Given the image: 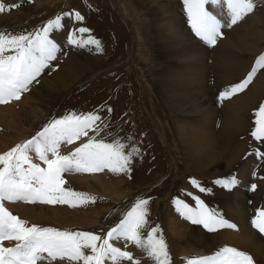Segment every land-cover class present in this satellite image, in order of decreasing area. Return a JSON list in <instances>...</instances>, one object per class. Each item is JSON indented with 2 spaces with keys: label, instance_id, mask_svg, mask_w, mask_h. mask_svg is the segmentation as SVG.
I'll use <instances>...</instances> for the list:
<instances>
[{
  "label": "rangeland",
  "instance_id": "rangeland-1",
  "mask_svg": "<svg viewBox=\"0 0 264 264\" xmlns=\"http://www.w3.org/2000/svg\"><path fill=\"white\" fill-rule=\"evenodd\" d=\"M170 1L171 0H169V2ZM120 2V0H84L81 2L84 5V8L72 6V2H70L69 0H15V2L12 3L4 2L6 5L20 3L21 6L20 8L8 11V13H4L5 15H9L10 13V15L9 17H6L4 22L0 23V32L3 31V26L7 21L10 22L8 32H16V34H19L21 32L31 33L34 31H39L47 24L49 20L55 19L56 16L62 15L63 13L67 12H79L84 17V19L82 22H77L74 19L70 18H65L62 21V23L64 24L63 29L51 33V38L54 39L60 46V51L56 54L58 55L57 58L49 62V66L45 68L37 77L38 82L34 81L29 86V90L21 94V98L19 100H12L7 104H0V106H8V104L14 105L15 110L18 114L16 119H11L6 123L0 122V138L10 139V137L3 133V129L8 127V124H12L13 122L23 118L24 112L20 110L22 109V104L20 103V101L22 102L23 100H25L27 98L26 96H29L30 92L35 87H37L45 79V77H48L47 79H49L51 76L54 77L52 72L54 70L55 72H58L61 65L65 64L67 60L71 58L74 59L77 56V58H81L83 60L95 59L97 64L73 85L67 86L64 91L60 90L62 91V94L56 99L54 105L49 106L44 111V115L29 127V131H27V137L13 142V145L11 146H6L4 150L0 151V154L9 151L16 144L32 139L38 132L43 130V128L49 123V121L53 119H59L65 114L71 113L67 107L72 109V106H75L78 112H90L94 109L99 108L101 105H107L108 107H111V114L103 112L101 113V115L105 117V120L109 123V125H111L113 121L116 122L114 126L117 127V129H121L122 124H120L119 122H122V118L124 116H127L129 123L128 127H136L139 125L142 128L149 130L148 126L154 123L158 126L155 127V132L158 136L161 137V133L163 134L164 131L163 129H159L160 127L162 128L163 126H165V124L167 123L166 125L169 128V132L171 131L172 137L174 138L175 142L177 141L175 145H177L178 149V140L173 130L170 118L168 119V110H166L161 98H159L160 96L157 94L155 86H153L154 76L152 74L154 72H152V70L154 69H152V65H155L158 62L155 59V56H153L152 54L150 55V53H152V47H150L149 43L144 37V34L142 33V25L150 21L147 17L149 16V14H147L144 18L139 17L140 12H137L135 9L129 11L127 10L126 6L122 5V3L120 4ZM209 7L210 10L217 16V18L221 20L222 24H227L229 20V10L226 5H224L223 7L211 5ZM172 8L176 10L175 13ZM163 10L166 12L164 15L168 16L169 20L174 21L176 27L178 18L182 20V24L184 23L183 25H185L187 30L189 31L188 33L192 35V38L188 41L189 46L195 48L196 50L200 48L206 50V52H204L205 55H202V59L210 70L203 71L200 74L194 73L192 78L196 79L194 84L198 83L205 90H210V94L212 95H210L209 97L207 96V99H209L208 101H214L215 106L220 111V114H222V116L220 115L219 119H217V126H219L221 124L223 115H226L227 113V111L225 110L228 108V106L232 107V104L237 101L238 96L251 92L254 88L260 85L261 78H264V70H261L243 91H240L237 94L233 95L230 99L220 100V92L223 91L226 87H229V84L222 81L225 76H227L228 78L230 76L227 74V71L224 68V64L231 60L235 62L236 67L239 68L241 63L235 58L225 57L222 53H219V41L223 37H226V32L231 33L232 30L234 28H237L240 24H246L251 20H254L257 16L253 14V12H258L259 8L255 7V11H252L248 15L244 16L246 20L243 18L242 20L238 21L239 23H236L231 27H222V36L217 38L216 44L214 46L207 45L198 36H196L189 22V17L185 10L183 0H173L170 6L166 5V8ZM39 22H41V24ZM163 23L165 24V21H163ZM79 27H86L91 30L90 35L101 42L102 51L97 50L94 45H89L88 47L84 48H78L68 44L67 36L70 29ZM260 27L262 28V24L260 25ZM84 35L85 37H87L89 34L86 33ZM198 52L199 54L203 53L200 51ZM261 53H264V48ZM260 54L256 55V57L254 58L251 57L252 61L249 70L243 75L239 76L236 80L231 81L230 84L235 85L240 83L247 76L248 72L253 66L255 59ZM69 55L71 58L69 57ZM147 63L151 64L149 65ZM119 77H121L122 79L117 80L119 82L118 86H113L112 89L107 88L108 83ZM49 81L51 82L50 86H48L47 84H45V87L42 86V92L46 94L59 93L60 91L53 90L61 89L60 80L49 79ZM138 82H140L141 85H139ZM121 83H123V85ZM146 88L149 92L150 90H152V96L154 95L155 98V100H153L156 101L154 104H152L150 99L149 102H146V105L143 104L142 99L148 95L146 93ZM136 89L137 94H135ZM199 91L200 89H198L196 92ZM85 94H87L89 97L91 96L92 99L89 100L86 96L81 98V96ZM261 96L251 109L245 111V114L248 113L249 121V125L247 124L248 128L246 129L247 132L243 135H236L233 138V141H239L245 144V146L243 145L244 152L241 154V157L238 160L237 164L232 166L229 170L217 174L213 179H211V183H204L203 186H209L208 189H211V193L200 192V195H198L203 200L204 195H215L216 188H221L227 195L226 198L223 195L220 196V205L218 206L220 209L217 212L220 213L224 219L235 224L238 229L237 231L242 230L243 227L239 219L231 216L227 205H229L231 208H241V205L246 204V207L248 206V212L251 214V220L256 215L258 209L264 208V186L259 184V182L257 181L259 177H261V179H264V161L257 159L252 154L258 147L261 149V151H264V143L255 141L251 136V132L255 127V120L257 118L256 110L262 103H264V92L261 94ZM79 100L82 101L79 105H73V103ZM138 101H140L141 107L137 105ZM88 104V108L83 107L84 105L86 106ZM148 104L150 105V108L152 106H155L157 112H160L159 116H156V114L152 112L154 108H148L151 112H147L148 110H144L146 106L148 107ZM26 105H33V102L27 103ZM151 116L153 117V119H155L153 120V123L150 119ZM32 119L33 118L30 116L27 119L21 120L19 123L24 124L25 126H29L27 125V123ZM114 119H116V121ZM107 131L110 133V135L107 136L108 141H110L114 137H118L119 135V133H113L110 127ZM145 131L146 130H143V132L141 131L144 139L148 136L146 135L147 131ZM101 135H104V133H101ZM164 137H162V140L165 142L166 139ZM86 140L87 138L84 137L81 140L76 141L72 145H62L60 151L62 154H67L68 152L74 150L75 147H78L81 143L86 142ZM167 154L170 156V158H172L171 166H175L173 172H171L172 169H168V176L172 175V178L171 180H166L167 177H163L162 180L160 179L159 183L163 185H158L156 188H154V192L152 190L149 191V188H146L145 184L138 186V179L136 174H133L132 176L130 173V177L128 180L126 178V174H113L108 169H104L103 171H100L104 174L103 177L108 180L114 179L116 181L118 186V192L116 194L120 195H113L112 193H110V195L108 196L107 192H102L99 189L89 188V174L99 175V172L72 175L65 174V188H70L76 192L88 193L91 196L97 198L95 202H90L75 208L70 207L66 204L46 205L43 203H36L32 204L31 210L26 213V215L22 213L23 210H20L21 207L20 209L18 208L17 211H14L16 209L13 208L12 205H7V202H5V207H7L14 215L19 216L21 219L27 220L30 224H37L42 227H54L61 230H82L103 235L106 234L117 223H119L124 213L132 207V205L138 198L150 199L152 196L156 195V192L160 191L162 187H165L167 189L165 192H160L159 195H156L160 197L158 208L159 217L157 216L158 221L154 222L153 226H158V228L162 231V235L167 243L168 251L171 255L172 264H182V260L185 255L187 256V258L202 257L211 255L216 250L224 246L235 248L236 246L234 245L231 246L230 244L219 241H215L210 248H203L202 246L199 248H190L185 243H181L178 245L175 242L177 238L173 236L169 225V222L172 219L178 221L180 223V226H183L181 224H185L190 226L192 229H197L198 231H200L199 233H204L203 235L207 237L208 240H210L212 236L220 235L225 231H229L232 229L224 228L216 232H208L203 228L202 225H193L189 220L181 216V214L176 210L173 201L176 199H180L185 201L190 206H195V201L191 196H189L188 198V195H186V193H192L193 195H195V192L199 191L194 187L193 188L195 189V191H193L192 185L190 184V178L196 179V175L193 173L192 175L188 174V172H186L185 170L183 164L184 162L182 160L176 161V155L174 153H172L173 156L171 157V152L168 150ZM208 172L211 173V171ZM246 174L249 176L252 174V177L254 178L249 182L247 180ZM233 175L237 177V179L239 180V184L231 190H226L213 183L217 179H223ZM114 176H117L118 178L116 179L114 178ZM70 178H73V180L70 181ZM252 184H256L257 187L255 190H251ZM140 188H142L143 190H141ZM154 198L155 197L150 199V204H152V200ZM223 203L225 205H223ZM210 209L215 210L216 208ZM251 220L248 223V227L251 230L257 232L260 237L263 236L262 238L264 239V234H261L252 226ZM232 231L236 232V230ZM184 238H181V240L184 241ZM114 243L116 244V246L132 252L134 258L138 259L140 261V264H153V261L147 258L145 254L142 251L138 250L134 245L129 243L127 248L125 249L123 241L121 242L120 246L117 244V242ZM5 245L12 246L7 241L5 242ZM181 252L184 253V255ZM253 260L255 264H263L260 261L257 262L254 257ZM54 264H63V262L57 261L54 262ZM106 264H109V262L106 261Z\"/></svg>",
  "mask_w": 264,
  "mask_h": 264
},
{
  "label": "snow or ice",
  "instance_id": "snow-or-ice-1",
  "mask_svg": "<svg viewBox=\"0 0 264 264\" xmlns=\"http://www.w3.org/2000/svg\"><path fill=\"white\" fill-rule=\"evenodd\" d=\"M189 22L196 36L209 46L216 44L222 36V27H231L251 13L256 5L254 0H183ZM211 5L229 10L227 24L210 10ZM20 3L6 5L0 0V14L19 8ZM65 18L82 22L79 12H67L49 20L39 31L31 33L0 32V104L19 100L21 94L37 81L49 62L57 58L60 46L51 38V33L62 30ZM86 27L70 29L69 45L84 48L94 45L102 51L101 42L90 35ZM89 34L85 37L84 34ZM264 70V53L254 61L247 76L238 84L226 87L219 99H230L243 91L258 72ZM38 82V81H37ZM111 114L107 105L90 112H71L59 119H53L32 139L16 144L9 151L0 154V264H140L133 253L116 246L123 241L142 251L153 264H172L167 243L158 226L148 221L149 199L138 198L114 227L106 234L82 230L58 229L30 224L14 215L8 203H43L46 205H69L78 207L94 203L97 199L88 193L65 188V174L95 173L108 169L113 174L131 173V164L140 149L126 141L132 137H114L110 141L107 131L110 127L101 113ZM255 127L251 136L264 143V103L256 110ZM91 133V135H90ZM104 133V135H101ZM86 137L74 150L62 154L61 146H69ZM264 161V151L258 147L252 153ZM38 161V162H37ZM214 184L231 190L239 184L235 175L217 179ZM190 184L201 193H211L195 178ZM251 185V190L256 189ZM195 201L190 206L185 201H173L181 216L193 225H202L208 232L220 229L238 230L237 226L218 213L209 210L204 201L192 193H186ZM252 226L264 234V208L258 209L251 220ZM12 246H6L5 242ZM185 264H255L253 257L234 247L224 246L213 254L185 258Z\"/></svg>",
  "mask_w": 264,
  "mask_h": 264
},
{
  "label": "bare ground",
  "instance_id": "bare-ground-1",
  "mask_svg": "<svg viewBox=\"0 0 264 264\" xmlns=\"http://www.w3.org/2000/svg\"><path fill=\"white\" fill-rule=\"evenodd\" d=\"M69 1L72 2V6L74 7L84 8V5L81 3L84 0ZM120 1V4L122 3V5L126 6L127 10L132 11L135 9L137 12H140L139 17L144 18L147 14H149L147 17L150 21L142 25V33L144 34V37L150 47H152V53H150V55L152 54L155 56V59L158 62L157 64L152 65V69L154 70L149 67L152 72H154L152 74L154 76L153 86H155L157 94L160 96L159 98H161L166 110H168V119L170 118L173 130L178 140L177 149V145H175L177 141L175 142L171 135V131L169 132V128L166 125L167 123L162 128L160 127L159 130L163 129L164 133L162 134L160 132L161 137L158 136L155 132V127L158 126L153 123V120L155 119H153L152 116L150 119L153 124L148 126L149 130L144 129L139 125L136 127H128L129 123L127 116H124L122 118V122H119L122 124L121 129H117V127L114 126L116 122L113 121L110 125L112 132H116L117 134L119 133L118 138L123 139L132 137V139H129L126 142L129 145L135 144L140 149L141 154L136 156L132 161L131 175H137L138 186L145 184L146 188H149V191L152 190L154 192L155 190L153 189L158 185H161L159 183L160 179L162 180L163 177H167L166 180H171L172 178L170 173V176H168V169H172L171 172H173L175 166H171L172 158H170L167 154V151L169 150L171 152V157L173 156L172 153H174L176 155V161L182 160L184 162L183 164L188 174H195L196 180L201 182L202 185H204V183H211V179H213L217 174L227 171L232 166L237 164L241 154L244 152L243 147L245 144L239 141L235 142L233 141V138L236 135H243L247 132L246 129L248 128L247 124L249 125V121L248 113L245 114V111L251 109L264 92V78H261L260 85L254 88L251 92L238 96L237 101L232 104V107L228 106L227 109L225 108L226 110L224 109L227 113L226 115H223L221 124L217 126V119H219L222 114H220V111L215 106L214 101H208L209 99L207 98L212 95L210 94V90H205L198 83L194 84L196 79L192 78L194 73L200 74L203 71L210 70L202 59V55H205L204 52H206V50H203L202 48L196 50L195 48L189 46L188 41L192 38V35L188 33L189 31L186 26L183 25L184 23L182 24V20L180 18L177 20L176 27L174 21L169 20V17L164 15L166 12L163 9L166 8V5L170 6L173 0L170 2L169 0ZM3 2L12 3L15 2V0H3ZM254 3L256 7L259 8L258 12H253V14L257 17H255L254 20H249L250 22L246 24H240L241 26L238 24L239 26L237 25L238 27L234 28L231 33L226 32V37H223L218 44L219 49H217L219 53H222L225 57L235 58L241 63L239 68H237L235 62L231 60L224 64V68L230 76L229 78L225 76L222 81L229 84V86H232V84H230L231 81L236 80L239 76L249 70L252 58L260 54L264 48V0H254ZM172 9L175 13L176 10L174 8ZM253 11H255V9ZM6 12L8 13V11ZM9 15H5L4 13L0 15V23L4 22L6 17H9ZM163 21H165V24ZM39 23L41 24V22ZM9 24V21L5 22L2 32H8ZM261 24L262 28L260 27ZM198 51L203 53L199 54ZM96 64L97 62L95 59L83 60L81 58H77V56L74 59L71 58L67 60L65 64L61 65L58 72H55V70L52 72L54 77L51 76L49 78L60 80L61 89L53 91H64L67 86L73 85L76 81L81 79L83 75L90 71ZM47 78L45 77V79L37 87L34 89L32 88L33 90L30 92L29 96H26L27 98L25 100L22 102L20 101L22 104V109L20 110L24 112L23 118L13 122L12 124H8V127L3 129V133L10 137V139L0 138V151L4 150V148L8 145H13V142L27 137L29 127L36 120L41 118L44 115V111L49 106L54 105L56 99L62 94V91L59 93L48 94L42 92V86L45 87V84L50 86L51 84ZM118 79L122 78H115L107 84V88L112 89L113 86H118ZM138 83L141 85L142 81L141 83ZM121 84L123 85V83ZM198 89H200V91L196 92ZM147 91L148 90L146 88V93L148 95L142 99L143 104L146 105V102H149V99L152 104H154L156 101H154V95L152 96V90H150V92ZM135 94H137V89L135 90ZM84 96H86L89 100L92 99V97H89L87 94L81 96V98ZM140 101L137 102V105L141 107ZM32 102L33 105H26L27 103ZM81 102V100L76 101L73 105H79ZM149 106L150 105L148 104V107L146 106L144 110H148L147 112H149L150 109L154 108L152 112H154L156 116H159L160 112H157L155 106H152L151 108ZM83 107L88 108L89 104L86 106L84 105ZM67 108L70 112H78L75 106H72V109L69 107ZM17 116L18 114L14 105L8 104V106H0L1 123H6L11 119H16ZM30 116L33 119L27 123L29 126L19 123L21 120L27 119ZM114 120L116 121V119ZM143 130H146V135H148L145 139L142 134ZM162 137L166 139L165 142L162 140ZM208 171H211V173ZM98 174L99 175L89 174V188L107 192L108 196L110 193L115 195L118 192L116 181L114 179H106L103 177L104 174L102 172H99ZM114 178L117 179L118 177L114 176ZM126 178L129 180V175H126ZM253 178L252 174L250 176L247 175V180L249 182ZM69 180L72 181L73 178H70ZM257 181L259 184L264 186V179L259 177ZM204 187L208 188L209 186ZM140 189L143 190L142 188ZM166 190L167 189L165 187H162L160 191L156 192V195H159L160 192H165ZM193 191H195L194 188ZM195 193L196 196L200 195L199 191H196ZM215 193V195H204L203 201L208 209L216 208L215 210L218 211L220 209L218 207L220 205V196L223 195L226 198L227 194L221 188H216ZM156 195L150 198L152 199L155 197L152 200V204H148V221L151 226H153L154 222L158 221L157 218L159 217L158 208L160 197ZM224 203L223 205H225ZM7 205H12V207L16 209L14 211H17V209H20L21 207L20 210H23L22 213H24V215L31 210L32 206V204H10L8 202ZM247 207L246 204L241 205V208H231L227 205L231 216L239 219L243 228L239 231L236 230V232L232 230L225 231L220 235L212 236L210 240L203 235L204 233H199L200 231L197 229H192L190 226L185 224H181L183 226H180V223L173 219L169 222L170 230L173 236L177 238L175 242L178 245L185 243L190 248H199L201 246L203 248H210L215 241L225 242L231 246H236L235 248L238 250L245 251L254 257L257 262L260 261L264 264V239L262 238L263 236L260 237L257 232L248 227V223L251 220V214L248 212ZM181 238H184V241H182ZM121 242L122 241L117 242V244L120 246ZM182 254L184 255V253ZM185 258H187L186 255L183 257L182 264H185Z\"/></svg>",
  "mask_w": 264,
  "mask_h": 264
}]
</instances>
